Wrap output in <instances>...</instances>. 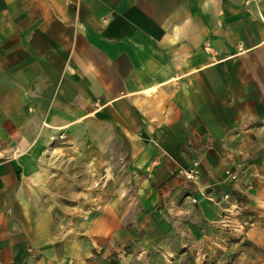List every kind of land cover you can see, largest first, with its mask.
Returning a JSON list of instances; mask_svg holds the SVG:
<instances>
[{
	"label": "crops",
	"instance_id": "crops-1",
	"mask_svg": "<svg viewBox=\"0 0 264 264\" xmlns=\"http://www.w3.org/2000/svg\"><path fill=\"white\" fill-rule=\"evenodd\" d=\"M119 154L135 191L71 210ZM225 193L264 201V0H0V264L189 247Z\"/></svg>",
	"mask_w": 264,
	"mask_h": 264
},
{
	"label": "rangeland",
	"instance_id": "rangeland-1",
	"mask_svg": "<svg viewBox=\"0 0 264 264\" xmlns=\"http://www.w3.org/2000/svg\"><path fill=\"white\" fill-rule=\"evenodd\" d=\"M119 166L111 170L109 163L103 165L101 172V184L95 186V190L101 189V199L66 201L72 209H103L113 203L114 197H126L135 191L132 184L133 172L124 166L125 160L119 154ZM132 176V178L130 177ZM93 191V187L86 186V191ZM194 199L197 201L194 202ZM194 203L198 198L192 199ZM225 201V200H224ZM119 202V201H117ZM223 208L219 218V227L212 237L194 235L193 243L189 247L171 246L167 250H155L146 257L138 255L131 242L115 239L113 242L114 259L117 264H264V201L259 208L244 209L239 202H234L230 197ZM117 208H124L126 201L119 202ZM130 205V204H129ZM225 207H231V213L224 212ZM81 210V209H78ZM89 220L88 216L83 217ZM70 220V224L77 217H64ZM170 252V253H169ZM104 252L102 251L101 254Z\"/></svg>",
	"mask_w": 264,
	"mask_h": 264
},
{
	"label": "built area",
	"instance_id": "built-area-1",
	"mask_svg": "<svg viewBox=\"0 0 264 264\" xmlns=\"http://www.w3.org/2000/svg\"><path fill=\"white\" fill-rule=\"evenodd\" d=\"M181 173L183 175H185L187 178L191 179V180H198L200 178L201 175V170H200V165H199V161H194L192 167L187 168V169H183L181 171ZM228 177L233 181L236 182L239 178V174L237 171L235 170H227L226 171ZM231 197L230 193H225L222 197L223 200H228ZM197 200L194 199V202H196ZM224 212H228L231 213V207H225Z\"/></svg>",
	"mask_w": 264,
	"mask_h": 264
}]
</instances>
